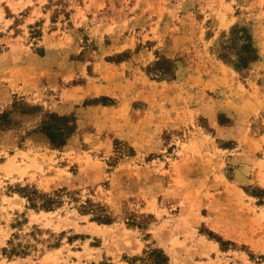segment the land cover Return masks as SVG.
Wrapping results in <instances>:
<instances>
[{"label":"rangeland","instance_id":"1","mask_svg":"<svg viewBox=\"0 0 264 264\" xmlns=\"http://www.w3.org/2000/svg\"><path fill=\"white\" fill-rule=\"evenodd\" d=\"M1 115L0 264H264V0H0Z\"/></svg>","mask_w":264,"mask_h":264},{"label":"trees","instance_id":"2","mask_svg":"<svg viewBox=\"0 0 264 264\" xmlns=\"http://www.w3.org/2000/svg\"><path fill=\"white\" fill-rule=\"evenodd\" d=\"M235 40L239 42L237 46L238 65L237 68H245L250 60L255 58V51L251 45L249 36L246 34L236 35ZM234 41V38H233ZM232 41V42H233ZM7 115L0 116V127L7 122ZM41 131L54 146H61L71 133L68 119L51 115L49 120L43 123ZM139 264H167V257L161 250H150L143 257L138 259Z\"/></svg>","mask_w":264,"mask_h":264}]
</instances>
